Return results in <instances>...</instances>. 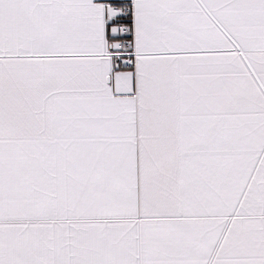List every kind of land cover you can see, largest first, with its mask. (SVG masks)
I'll use <instances>...</instances> for the list:
<instances>
[{
  "label": "snow or ice",
  "instance_id": "6c2138e0",
  "mask_svg": "<svg viewBox=\"0 0 264 264\" xmlns=\"http://www.w3.org/2000/svg\"><path fill=\"white\" fill-rule=\"evenodd\" d=\"M0 264H264V0H0Z\"/></svg>",
  "mask_w": 264,
  "mask_h": 264
}]
</instances>
